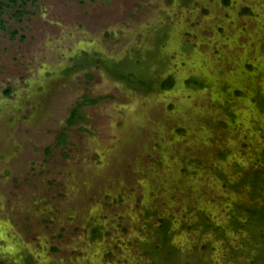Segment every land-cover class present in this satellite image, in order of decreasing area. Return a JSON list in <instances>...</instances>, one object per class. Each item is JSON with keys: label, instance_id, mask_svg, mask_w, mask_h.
<instances>
[{"label": "rangeland", "instance_id": "rangeland-1", "mask_svg": "<svg viewBox=\"0 0 264 264\" xmlns=\"http://www.w3.org/2000/svg\"><path fill=\"white\" fill-rule=\"evenodd\" d=\"M0 264H264V0L0 1Z\"/></svg>", "mask_w": 264, "mask_h": 264}, {"label": "trees", "instance_id": "trees-1", "mask_svg": "<svg viewBox=\"0 0 264 264\" xmlns=\"http://www.w3.org/2000/svg\"><path fill=\"white\" fill-rule=\"evenodd\" d=\"M0 1H2V0H0ZM9 1L16 2L17 0H9Z\"/></svg>", "mask_w": 264, "mask_h": 264}]
</instances>
